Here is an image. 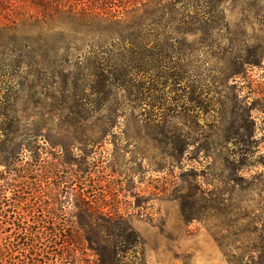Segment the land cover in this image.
I'll return each instance as SVG.
<instances>
[{"label": "rangeland", "instance_id": "374dc122", "mask_svg": "<svg viewBox=\"0 0 264 264\" xmlns=\"http://www.w3.org/2000/svg\"><path fill=\"white\" fill-rule=\"evenodd\" d=\"M76 1L119 24L56 17L0 79L36 165L13 210L92 221L123 264H264V0Z\"/></svg>", "mask_w": 264, "mask_h": 264}, {"label": "trees", "instance_id": "16d2710c", "mask_svg": "<svg viewBox=\"0 0 264 264\" xmlns=\"http://www.w3.org/2000/svg\"><path fill=\"white\" fill-rule=\"evenodd\" d=\"M21 2L20 4H30V9L35 7V13L29 14L26 8L21 7L15 0H0V79L6 77L8 69L15 62L16 53L42 46L44 41V38H41L44 36L42 33L55 28L54 25L58 21L55 20L56 17L64 16L67 20L77 21L82 24L81 26L90 23L91 28L119 24L116 16H106L110 12L104 13L105 15L79 14L77 10L79 5L73 4L77 2L76 0H22ZM9 109L10 106L6 101L0 104V164L5 167L0 173V264H90L85 258L87 250L94 252L98 257L96 264H123L125 260L122 254L126 251L123 250L124 244L119 241L111 244L96 239L102 233L95 231L93 222L90 221L94 217L91 212L93 208L88 206L84 198L79 203L84 209L85 217H89L90 221L88 227L80 228L84 235L80 234L79 229L62 223L60 215H56V210L52 208L47 211V215L42 216L32 207L27 212V218L30 219L25 218L22 212L13 210L16 205L26 202L23 197V187L28 182L27 174L36 165L29 167V164H18L14 161L22 157L21 152H24L26 145L23 141L14 143L17 137L11 128L16 124V120L11 117V113H8ZM41 168L43 167L39 165L38 170ZM59 173L57 166L52 174L56 177ZM50 178L49 172H45L36 183L32 184L45 185ZM8 193H12V197H8ZM59 219L60 222H54ZM102 220L109 222V226L112 227V221L121 222L122 218L118 214H112L111 217ZM116 226L120 230L117 236L123 237V229L117 224ZM110 229L104 225L101 232ZM131 234V239L127 241L125 239V243L130 246L127 250L138 244L136 233L132 231Z\"/></svg>", "mask_w": 264, "mask_h": 264}]
</instances>
